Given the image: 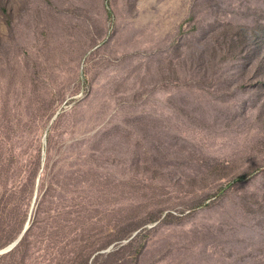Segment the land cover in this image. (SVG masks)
<instances>
[{"label": "rangeland", "instance_id": "374dc122", "mask_svg": "<svg viewBox=\"0 0 264 264\" xmlns=\"http://www.w3.org/2000/svg\"><path fill=\"white\" fill-rule=\"evenodd\" d=\"M28 222L0 264H264V0H0V251Z\"/></svg>", "mask_w": 264, "mask_h": 264}, {"label": "water", "instance_id": "95a60500", "mask_svg": "<svg viewBox=\"0 0 264 264\" xmlns=\"http://www.w3.org/2000/svg\"><path fill=\"white\" fill-rule=\"evenodd\" d=\"M59 113L60 112L58 111L55 114V117L53 118L51 124H53L56 121V118L58 117ZM36 198H37V194L34 197V203L36 202ZM29 228H30V223L28 222V224L26 225L23 233L20 235V237L14 243H12L10 246H8L4 250L0 251V256H3L5 254H8V253L12 252L20 244V242L22 241L23 237L25 236V234L27 233Z\"/></svg>", "mask_w": 264, "mask_h": 264}, {"label": "trees", "instance_id": "16d2710c", "mask_svg": "<svg viewBox=\"0 0 264 264\" xmlns=\"http://www.w3.org/2000/svg\"><path fill=\"white\" fill-rule=\"evenodd\" d=\"M241 179H243V177H238V179H237V180H241Z\"/></svg>", "mask_w": 264, "mask_h": 264}]
</instances>
